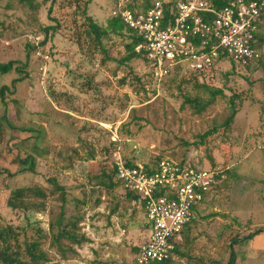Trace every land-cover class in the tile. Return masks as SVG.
I'll list each match as a JSON object with an SVG mask.
<instances>
[{
  "label": "rangeland",
  "instance_id": "rangeland-1",
  "mask_svg": "<svg viewBox=\"0 0 264 264\" xmlns=\"http://www.w3.org/2000/svg\"><path fill=\"white\" fill-rule=\"evenodd\" d=\"M86 1L35 0L39 8L32 10L19 0H0V61L18 60L20 66L28 62L29 74L15 90L18 73L0 74V119L5 128L0 166L13 174L0 177V224L20 232L18 264H32L26 242H37V252L47 254L40 264H136L134 248L147 238L143 212L127 205L132 200L121 189L102 185L109 183L106 175L113 168V133L123 140V154L135 163L180 158L182 140L195 141L220 124L234 95L240 96L234 128L220 129L193 148L192 161L220 171V182L202 206L189 243L183 245L190 256H177L173 264H264V64L257 61L233 73L229 60L200 78L224 89L227 97L217 95L197 113L185 96L210 97L196 87L190 73L174 83L161 82L138 58L128 65L111 60L103 66L99 54L85 53L75 33L88 28L82 13ZM117 1L91 0L88 15L105 26ZM56 22L60 33L42 55L35 53L28 60L26 43L43 38L40 27ZM128 41L113 35L107 41L112 56L123 57ZM261 55L264 48L259 59ZM4 85L12 89L6 92L7 103L1 94ZM29 156L35 159L33 169L22 172V161ZM49 178L66 186L68 204L51 191ZM27 186L46 190V198L23 196L31 204L42 203L40 209L14 207V190ZM63 205L67 217L82 218L78 231L91 238L66 254L58 252L51 232Z\"/></svg>",
  "mask_w": 264,
  "mask_h": 264
},
{
  "label": "built area",
  "instance_id": "built-area-1",
  "mask_svg": "<svg viewBox=\"0 0 264 264\" xmlns=\"http://www.w3.org/2000/svg\"><path fill=\"white\" fill-rule=\"evenodd\" d=\"M151 3V8L144 9L133 8L134 0H118L112 14L143 38L136 51H144L158 81L172 69L207 75L229 60L246 67L259 58L264 0ZM38 54L42 55L40 51ZM112 138L117 141L118 133L114 132ZM128 163L120 150L114 155L117 177L125 191L139 195L137 202L144 209L149 229L136 264L168 260L186 225L198 217L207 196L219 183L221 172L199 167L192 159L182 163L165 157L153 163Z\"/></svg>",
  "mask_w": 264,
  "mask_h": 264
},
{
  "label": "trees",
  "instance_id": "trees-1",
  "mask_svg": "<svg viewBox=\"0 0 264 264\" xmlns=\"http://www.w3.org/2000/svg\"><path fill=\"white\" fill-rule=\"evenodd\" d=\"M24 5H28V7L32 10L39 8V5L35 3V0H19ZM91 0H88L84 3L82 6V13L86 19V23L88 25L87 29H84L81 31L78 30L75 33L77 43L87 55L95 56L96 54H99L100 56V63L101 65L105 66L109 61H116L119 64H126L128 65L132 60L138 58L144 62L147 63L149 67L150 61L146 58L144 51L137 52L136 47L143 42V38L138 35V33L127 26V24L123 21L121 17H112L107 25H101L98 24L94 18L91 15H88V6L90 4ZM152 7V3L150 0H145L144 4L139 2V0H134L133 8H144L149 9ZM53 9L52 7L49 9L48 15L51 16ZM166 13L168 16L170 14L166 10ZM54 19V18H53ZM61 24L59 22H56V24L51 25H43L40 27L39 33H42L44 36L41 37L39 41H35L32 43H26L27 51H28V60L30 59L31 55L38 53L39 51L42 53L44 47L55 37L56 34L60 33V27ZM263 25L260 26L261 33L263 31ZM113 35H120L122 38H126L129 41L125 43L126 48V54L121 58H116L112 56L110 47L108 46L107 41L111 39ZM264 38V37H263ZM260 38V41L258 43L259 49L264 48V39ZM87 44V46H85ZM86 48V49H85ZM264 56V55H261ZM258 61V62H257ZM257 63H263L264 64V58L261 57L256 60ZM20 63L18 60H10L7 62L0 61V74H8L13 71H16L18 73V78L13 80V88L15 90L17 82L23 81L26 77V75H29L27 70L25 72V68L28 67V62L24 64V66H20ZM252 65V64H251ZM251 65L243 67L238 64H236L234 61L230 62V68L232 72H237L236 70H247ZM219 69V68H217ZM216 70V68L213 70V72ZM185 72L190 73V76L195 81V85L197 88L208 92L209 99H201L200 96L191 97L189 95H186L185 102L192 104L195 108L197 113H201L210 103L216 101L217 95H220L222 98H226L227 95L222 88H215L213 85L208 83L205 79L200 80V78H204L206 76H210V74L205 75V72H189L184 71L181 69H172L170 74L165 77L161 82H166L167 80L171 82H176L179 80L180 76L187 75ZM244 73V72H241ZM138 79V78H137ZM182 81H191L187 79H183ZM125 83V79L123 78V84ZM13 90V91H14ZM11 91L12 89L4 85L1 89L2 98L5 103L6 100L4 99L6 96V92ZM240 96L234 95L231 96L229 99V112L226 118L220 122V124H217V126L206 133L200 135L197 140L195 141H187L182 140V144L185 146L184 151L182 152V155L179 156L180 158H177L182 163H186L189 159H191V154L194 151L193 148L197 145H203L204 141L207 137L211 136L214 133H218L220 129H223L224 131L230 130L234 128L236 117L238 113V104L236 102V99H238ZM203 101V102H202ZM234 130V129H233ZM5 132L4 125L0 119V144L2 142V137ZM122 139L119 138V140L111 141L115 145L114 149L112 150L111 155V162H112V172L110 174H107L106 177L109 179V183L102 182V185L110 189L111 191L113 188H119L122 191L125 192V197L130 200H138L139 195L135 192L131 191H125L122 186V182L117 177V169L114 166V155L120 150L121 154L129 161L128 165L133 166L135 164L134 161L130 160L123 154V145H122ZM23 165H25L21 171L27 172L32 171L35 159L34 157H27L22 161ZM29 164V166H27ZM27 166V167H26ZM199 167H202L198 164ZM206 169H211V167H202ZM3 173H8V175H13L11 171L8 168H4L0 166V177L3 175ZM50 183L54 186V188L51 190L53 193L59 192L60 196L62 198V201L64 205L68 204V192L67 188L64 184H61L56 178H49ZM29 193L31 197L36 198H46L47 193L46 190L39 186H27V187H21L14 190L13 196L16 198V201H18L17 204H15L14 207H19L21 209H24L25 211L30 209H40L42 206V203H34L31 204V202H27L23 196L25 194ZM11 205H13L12 201L10 202ZM64 205L62 212L60 213L57 222L54 224H51V232L54 235V241L56 243V246L58 248V252H76L77 247H82L84 243H87L90 241V239L85 236L84 234H80L78 231V224L80 221H82L81 217L73 215L70 217L66 216ZM198 217L191 221L188 225H186L183 233H182V239L177 244L174 255L169 258L168 260L159 262L155 261L150 264H173L174 258L177 255H182V257H188L190 256V252H184L182 250L183 245H186L190 241V233L192 230V227L198 222L200 218V211L198 212ZM56 227V231H55ZM68 245L64 244L67 243ZM37 242H26L24 245L27 246V254L31 260L32 264H40L42 260L46 259L47 254L44 252L38 253V245ZM140 248H136V251L138 252ZM21 253V246H20V232H18L17 228L10 225V224H0V264H18L19 263V254ZM190 259H195L194 257H191ZM233 263V262H232ZM202 264V262H200ZM212 264V263H211Z\"/></svg>",
  "mask_w": 264,
  "mask_h": 264
},
{
  "label": "crops",
  "instance_id": "crops-1",
  "mask_svg": "<svg viewBox=\"0 0 264 264\" xmlns=\"http://www.w3.org/2000/svg\"><path fill=\"white\" fill-rule=\"evenodd\" d=\"M122 192H124V191H122ZM124 194H125V192H124ZM128 200V199H127ZM130 200V199H129ZM127 205H137V207L138 208H140L141 209V212H143V215H144V218H145V227H146V234H147V237H148V235H149V232H148V226H147V224H146V215H145V212H144V209L141 207V205L135 200H132V201H130V203H127ZM135 206H133V209L131 208V210H134V207ZM131 207V206H130ZM130 207L128 208V209H130ZM135 211V210H134ZM112 224V223H111ZM124 225V224H123ZM111 226V225H110ZM125 226H123V228H124ZM124 230V232L126 231V229H123ZM124 232H120V235H122ZM90 237V236H89ZM91 239V238H90ZM147 239V238H146ZM135 241V240H134ZM146 240H144V241H142V243H140L139 242V244L137 245V247H135L134 249L136 250V248H140V246L145 242ZM135 242H138V240H136ZM139 250V249H138ZM137 253L138 252H135V254H134V259H135V256L137 255ZM179 256V255H178ZM181 256V255H180ZM176 257H177V255L175 256V258L174 259H176ZM184 259H188V257H184ZM191 262V261H190Z\"/></svg>",
  "mask_w": 264,
  "mask_h": 264
},
{
  "label": "clouds",
  "instance_id": "clouds-1",
  "mask_svg": "<svg viewBox=\"0 0 264 264\" xmlns=\"http://www.w3.org/2000/svg\"><path fill=\"white\" fill-rule=\"evenodd\" d=\"M252 64H253V63H252ZM211 169H214V168H211ZM218 180H219V182H220V175L218 176ZM218 184H219V183H218ZM218 184L216 185V187L218 186ZM216 187H215V189H216ZM215 189H214V191H213L212 193H210L208 196L214 195ZM208 196H207L206 200H208ZM206 200H205V201H206ZM205 201H204V203H206ZM204 203H203V205H204ZM202 209H203V207H201V209H200V213L202 212Z\"/></svg>",
  "mask_w": 264,
  "mask_h": 264
}]
</instances>
